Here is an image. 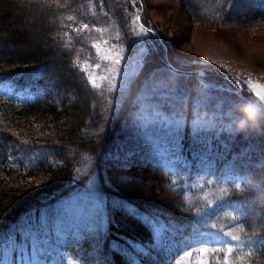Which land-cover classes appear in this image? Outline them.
Listing matches in <instances>:
<instances>
[{
	"label": "trees",
	"instance_id": "trees-1",
	"mask_svg": "<svg viewBox=\"0 0 264 264\" xmlns=\"http://www.w3.org/2000/svg\"><path fill=\"white\" fill-rule=\"evenodd\" d=\"M66 1L61 6V2L57 5L55 0H44L43 7L38 0H0V83L9 82L15 90L34 96L31 102L21 103L0 97V235L9 234L26 223L34 226L40 218L55 214L62 200L80 191L88 171H103L98 174V188L106 224L97 234L87 236L70 249L85 264H170L164 261V256V260L160 258L163 251L162 254L159 251L160 243L155 244L150 220L164 223L167 237L198 236L210 230L211 238L222 235L234 220L226 215L199 218L204 204L178 191L174 175L161 168L156 160L157 164L152 159L145 161V167L135 158L125 167L119 164L135 180L114 183L118 160L104 156L119 150L126 135L135 139L146 128L149 133L153 132L154 140L167 131L175 150L194 170L206 167L222 172L226 169L260 186L232 185L227 194L244 214L237 219L232 236L261 243L260 250L244 256H253L248 264H264V165H258L257 160L264 157V133L235 134L232 126L240 117L236 114L240 111L238 106L233 105L237 107L227 114L224 109L229 94L224 88L221 91L225 94L209 92L208 104H204L194 78L188 79L192 87L186 101L171 86L161 89L145 104L136 96L126 97L132 87H141L145 78L143 69L130 81L128 92L120 102L115 101L114 93L106 94L94 88L85 78L81 64L98 58L93 47L98 38H105L116 47H134L126 31L125 0ZM236 4L251 10L250 19L264 20V0H225L222 11L229 6L225 15L231 22V17L237 22L245 17L234 12ZM188 8L198 12L196 4ZM137 15L133 19L138 32H150L147 21L138 20ZM159 41L162 46L167 44L163 37ZM163 56L168 68L176 74L196 72L176 65L168 54ZM146 72L148 76L149 71ZM62 95L65 96L60 100ZM67 95H72L73 100ZM195 99L199 100L200 107L194 106ZM168 113L174 120L164 117ZM156 116L148 126L150 118ZM228 118H232L231 122ZM177 119L182 125L178 133L175 132ZM37 124L39 132L47 124L49 136L26 133ZM50 131L57 132L50 136ZM140 136L139 142L144 139ZM123 146L126 151L128 143ZM82 156L86 161L91 160L87 173L81 172L85 163ZM33 179L39 182L29 188L28 181ZM154 181L156 185L152 186L150 183ZM159 185L174 198L164 195ZM124 204L134 208L138 215L131 214ZM238 253L233 249L228 264H234ZM219 257L220 264H224L225 252Z\"/></svg>",
	"mask_w": 264,
	"mask_h": 264
},
{
	"label": "rangeland",
	"instance_id": "rangeland-1",
	"mask_svg": "<svg viewBox=\"0 0 264 264\" xmlns=\"http://www.w3.org/2000/svg\"><path fill=\"white\" fill-rule=\"evenodd\" d=\"M38 1L41 4L44 3V0ZM66 2V0H55L54 4L60 3L61 6H64L63 4ZM224 3L225 0H125L126 31L131 44L134 45L133 49L116 47L107 39L99 36L97 41V44L105 52L111 55L121 53L123 56L119 66L120 76L114 81L116 87L111 91L109 90L111 73L105 69L111 68L112 65L102 61L100 57H93L81 64L85 78L91 86H93L91 79L95 78L99 85L95 88L103 90L106 94L111 92L113 95L112 93H114L115 98H117L115 101L120 102L128 92V89L123 90L121 86L125 70L132 71L135 67L136 74L130 78L131 81L143 69L142 72L145 71V74L142 76L145 78L140 84L141 87H132V91L130 88L131 92L126 95V97L131 95L132 99L136 96L143 104L148 100L144 98L151 94L152 86L159 84L162 80L175 88L177 94L186 101L192 87L188 79L194 78L198 91L203 94L201 101L204 104L207 103L206 95L209 92H223L221 90L224 88L230 96H227L228 105L224 110L227 111V114L230 109L233 112L234 107L237 106V109L240 110V106L247 99L253 98L251 94L255 95L250 84H259L264 87V20L250 19L251 10L236 4L234 12L236 14L241 13V17L244 15L245 17L239 22L231 17V22L225 15L229 6L227 5L224 12L222 11ZM195 4L198 12L201 11L203 15L188 8ZM42 6L45 7L43 4ZM136 13L140 18L147 21L149 26L147 29H150V32L143 30L138 32L139 29L133 19V15ZM159 37H163L167 44L162 46ZM164 53L165 55L168 54L176 65L186 70L194 69L196 72L184 75L176 74L173 77V71L168 68L164 61ZM97 64H100L101 67L96 68ZM146 70L149 71L148 76H145ZM104 77H108V79H104ZM134 91L138 93L135 95ZM4 96L14 97L19 101H32L30 94L15 92L9 82L0 83V97ZM64 96L62 95L59 99L62 100ZM67 98L73 100L72 95H67ZM223 100H220L221 103ZM197 101L199 100H194V106L200 107ZM141 108H143L142 104ZM236 114L240 116L238 122L243 119L241 111ZM164 117L171 121L174 116L168 113ZM104 118L106 119V117ZM155 118L158 117H151V122ZM232 118H228L227 121L231 122ZM215 121L218 120L215 119ZM147 125H151L150 120ZM38 126V124L34 125L33 130H26V133H35L37 137L49 136L46 128L50 127L47 124L42 125L43 130L40 132ZM53 132L57 131H52V133L50 131V136ZM166 132L161 134L164 138L160 136L161 138L157 137L155 140L153 139V132L149 133L146 128L141 136L137 134L135 139L126 135L119 150L110 155H105L104 158L106 157V159L118 160L115 161L118 165L115 166L114 170L118 175L114 177V183L125 184L135 180L129 176V172L121 169L119 164H123L121 166L125 167L130 161L136 159L135 161L143 163L145 167V161L152 159L155 164L157 161L161 168L174 175L178 191L185 193L188 198L199 201L200 205L203 206L204 204V209L199 214V218L206 219L226 215L228 218L230 217L229 219L234 220V223L227 226L222 235L214 233L217 238L214 240L210 238L212 230L200 236L169 238L165 236L164 223L158 224L150 220L155 233V244L160 243L159 251L161 254L163 251L160 258L164 256L165 260L162 259L167 260L170 264H197L198 260L201 259L205 260L206 264H215L217 261L220 264L219 256L222 251L213 253L209 250L200 256L199 249L201 247L209 249L223 247L225 249L232 246L248 255L259 250L260 243L242 242L244 239L232 240L227 237L228 234L235 233V227L238 225L237 219L242 217V213L236 204L228 198L229 187L239 184L240 187L237 188H242L246 185L245 179L249 178L229 172L226 169L220 172L212 168L209 170L210 168L202 167L195 172L192 171L184 156L175 150L173 139L169 138V134ZM163 135H167L168 138ZM139 136L144 138L143 141L140 140L139 142ZM126 143H128V148L125 151L123 145ZM86 160L85 157L82 158V162H85L82 166V173L84 170L87 173V167L91 163L90 159ZM257 160L258 165H264V157ZM102 172L88 171L87 181L79 189L80 191L62 200L56 208L55 214L40 218L35 221L34 226L26 223L10 230L9 234L0 235V264H85L75 254H72L70 249L87 236L97 234L106 224L103 203L100 210L97 211L91 196L88 194L93 182H95V190L100 194L98 188L99 175ZM136 181L141 183L138 179ZM38 182V179L28 181L29 188L36 187ZM150 184L153 186L156 185V182ZM159 187L163 188L164 195L173 197L172 193L163 185H159ZM113 190L116 191L117 189L113 187ZM262 220L264 221V217ZM209 226L211 227V225ZM158 230L160 231L158 232ZM109 250L111 253V248ZM252 257L242 254L235 255L234 264H248L254 259H251Z\"/></svg>",
	"mask_w": 264,
	"mask_h": 264
},
{
	"label": "snow or ice",
	"instance_id": "snow-or-ice-1",
	"mask_svg": "<svg viewBox=\"0 0 264 264\" xmlns=\"http://www.w3.org/2000/svg\"><path fill=\"white\" fill-rule=\"evenodd\" d=\"M93 47L96 48V52H97V56L100 57V59L106 63H110L112 65L111 68H107L105 69L106 71H109L111 73V78H110V84L111 87L109 88V90H113L116 85L114 83V81L116 80V78L118 76H120V65H121V60L123 59V56L121 53H116L115 55H111L107 52H105L99 44L93 45ZM101 65L97 64L96 68H100ZM209 71H213L212 69H208ZM136 74V69L135 67L132 69V71H127L125 70L124 73V77L122 80V89L123 90H127L128 85L130 83V78L133 77ZM176 73L173 70V77H175ZM104 79H108V77H104ZM91 83L93 85V87H99V85L96 83L95 78L91 79ZM6 87V86H5ZM169 87V83L166 81H160L159 84L152 86V91L151 94L146 96L144 99H152L154 96H157L160 93V89H164L167 90ZM250 87L252 89V91H254L255 96L258 97V99L264 100V87H261L259 84L256 85H251ZM197 104H199V101H197ZM177 115H179V113H177ZM182 128L181 122L179 119H177L175 121V132L178 133ZM244 183L246 185H248L249 187L252 188H257L260 187L259 185L253 184L252 181L250 179H245ZM236 187H240L239 184L236 185ZM88 194L91 196L97 211L100 210L101 208V204H102V200L100 197V194L98 191L95 190V182H93V185L91 186V188L88 190ZM262 196H264V190H262ZM123 202H116V204H122ZM125 208L128 209V211L133 214V215H138V213L136 212V210L134 208H131L130 206L124 204L123 205ZM203 223H207V221H202ZM160 230H158L159 232ZM212 239H217L216 237H212ZM232 240H238V237L236 236H232L231 237ZM203 243V241H201ZM209 250H211L213 253H219L221 251L225 252V257H224V264H228V256L231 255L233 253V248L232 247H227V249L225 250L223 247L221 248H207V247H201L199 249V255L203 256L204 253L208 252ZM197 264H206V261L201 259L198 260Z\"/></svg>",
	"mask_w": 264,
	"mask_h": 264
},
{
	"label": "clouds",
	"instance_id": "clouds-1",
	"mask_svg": "<svg viewBox=\"0 0 264 264\" xmlns=\"http://www.w3.org/2000/svg\"><path fill=\"white\" fill-rule=\"evenodd\" d=\"M243 119L232 126V131L237 135L264 133V100L247 99L241 106Z\"/></svg>",
	"mask_w": 264,
	"mask_h": 264
},
{
	"label": "bare ground",
	"instance_id": "bare-ground-1",
	"mask_svg": "<svg viewBox=\"0 0 264 264\" xmlns=\"http://www.w3.org/2000/svg\"><path fill=\"white\" fill-rule=\"evenodd\" d=\"M129 39V38H128ZM168 61V60H167ZM151 122V119H150ZM151 124V123H150ZM148 127V126H147ZM162 131V130H161ZM148 132V131H147ZM141 133V132H140ZM155 134V133H154ZM160 136V135H159ZM135 142V141H134ZM153 142V141H152ZM136 143V142H135ZM138 153V152H137ZM142 166V165H141ZM149 168V167H148ZM138 241V240H137ZM247 251V250H246Z\"/></svg>",
	"mask_w": 264,
	"mask_h": 264
}]
</instances>
